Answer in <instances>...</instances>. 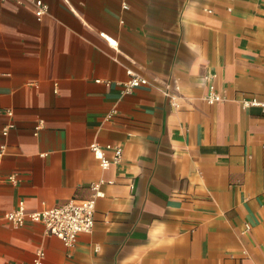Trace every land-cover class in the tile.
<instances>
[{
	"label": "crops",
	"instance_id": "1",
	"mask_svg": "<svg viewBox=\"0 0 264 264\" xmlns=\"http://www.w3.org/2000/svg\"><path fill=\"white\" fill-rule=\"evenodd\" d=\"M44 1L0 0V215L102 195L73 246L0 220V264H264V0Z\"/></svg>",
	"mask_w": 264,
	"mask_h": 264
},
{
	"label": "built area",
	"instance_id": "2",
	"mask_svg": "<svg viewBox=\"0 0 264 264\" xmlns=\"http://www.w3.org/2000/svg\"><path fill=\"white\" fill-rule=\"evenodd\" d=\"M34 3L38 19H42L48 12L49 5L44 0H34ZM129 74L130 77L122 83L125 93H131L136 87L149 83L148 78L139 73L129 71ZM165 92L177 104V94L169 93L168 90ZM205 98L208 102L213 103L215 101H221L223 96L212 86ZM241 105L243 108L260 107L264 112V99L245 97L241 100ZM9 113L12 114L11 111H9ZM13 127H15V123L10 122L4 128L3 134L5 136L8 135L10 129ZM38 128H40V125H38ZM91 148L104 168L112 163L121 162L123 158V148L120 145L110 144L102 146L98 143H94ZM107 149H113V156L108 157L106 155ZM5 152L6 144L2 143L0 145V172L1 159ZM3 178L13 183H17L19 180L17 173H7ZM100 185L101 182L92 183L93 193L87 199L81 201L72 199L62 205L38 210L28 209L25 201L21 200L16 209L2 213L0 215V220H6L15 226H23L27 221L42 223L47 233L56 235L61 238L66 245L73 246L76 244L80 233H90L95 227L96 202L97 198L102 195ZM45 256L46 251L43 248H39L36 251L32 264H45Z\"/></svg>",
	"mask_w": 264,
	"mask_h": 264
}]
</instances>
